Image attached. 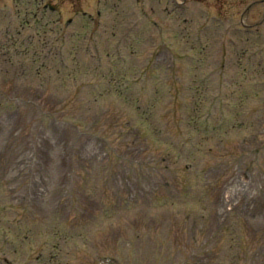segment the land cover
<instances>
[{
	"label": "rangeland",
	"instance_id": "rangeland-1",
	"mask_svg": "<svg viewBox=\"0 0 264 264\" xmlns=\"http://www.w3.org/2000/svg\"><path fill=\"white\" fill-rule=\"evenodd\" d=\"M176 254L264 264V0H0V264Z\"/></svg>",
	"mask_w": 264,
	"mask_h": 264
}]
</instances>
